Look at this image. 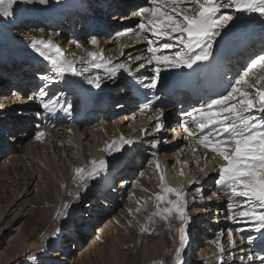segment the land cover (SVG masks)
<instances>
[{
    "label": "bare ground",
    "instance_id": "6f19581e",
    "mask_svg": "<svg viewBox=\"0 0 264 264\" xmlns=\"http://www.w3.org/2000/svg\"><path fill=\"white\" fill-rule=\"evenodd\" d=\"M91 2H94V6L90 7V0H47V3L19 0L14 6V17L0 18V59L9 58L0 62V71L6 76L4 79L0 75V84L9 83L16 90L11 94L8 86L0 87V112L11 110L9 117L13 123L6 122L4 129L14 134L22 126L32 127L20 137L13 134L6 137L10 146L19 141L14 144L16 151L30 146L25 156L31 162L32 169L22 192L16 197H20L23 191L28 196L35 193L32 199H26L25 208L34 224L29 229L23 226L9 248L0 252V264H177L176 249L180 248L178 229L182 227V221L170 218V222H165L152 216L157 210L155 193L162 191L159 187L161 174L170 186L180 188L184 193L186 235L190 229L197 228V233L205 240L204 245L196 240L190 254H184L186 247L182 249V264L189 263L194 251L190 264H220L216 258L219 249L214 243L218 240L224 247L225 264H262L264 235L252 230L250 224L232 219L234 213L228 209L229 197L215 183L218 168L224 161L206 156V150L183 131L184 123H188L190 128L195 127L191 117L185 113H191L204 103L190 98L185 107L186 100H177L182 94H188L179 91L177 83L178 77L189 69L162 68L155 89L141 87L150 83L154 65L146 64L144 68L135 66L134 62L145 63L151 54L147 51L144 56L145 53L141 52L147 50L149 45L142 48L147 42L129 33L137 28L140 21V17L134 13L140 7L149 6V0ZM159 2L163 4L165 0ZM101 5L106 7L105 12ZM127 8H131V16L123 18L122 13ZM196 10L195 6L189 8L190 12ZM114 11L116 13L112 15L111 23L131 24L111 31L110 23L96 20L100 12L108 16L109 12ZM68 14L70 24L61 22L63 16ZM80 15L84 17L81 26L77 18ZM237 15L238 18L222 31L213 46L212 56L221 61L232 54L231 60L227 61V66L231 67L227 70V78H235L252 58L264 54V39L258 37V34L264 36V17L247 12ZM110 33L111 36L106 39L104 35ZM92 36L97 37V45L84 41L89 38V42ZM17 38L22 39L19 48H25L26 52H16L18 57L13 58L11 55L16 53H12L11 48L16 50L14 40ZM80 38L83 42L78 41ZM37 40H51L59 45L79 74H59L51 62L33 47V42ZM236 41H240L238 46H234ZM164 42L171 40L163 38L153 46L159 47ZM113 44H116L118 51L116 48L108 51L110 48L106 46ZM179 47L158 54L173 55ZM96 51L103 55V59L97 61L101 65L98 68L87 55ZM124 51L130 53L126 56ZM135 53L137 55L133 56ZM119 64L125 67L109 78V70ZM259 71L255 70L250 83ZM97 74L102 77L99 88L87 83L90 77ZM33 75L37 76L35 80L31 78ZM41 76L49 79H41ZM115 85L126 88H117L121 93L113 97L120 95L127 98L130 109L135 111L133 115L117 114L124 108L120 104L114 106L113 112L104 111L109 103L107 87ZM19 88L29 94L22 95L23 91L20 92ZM37 89L39 94H36ZM41 89L47 94L44 99L59 101L54 111H45L41 106ZM144 96L155 98V104L149 109L142 108ZM28 97L35 99L29 100ZM68 103L72 104V109L62 111L60 106ZM14 110L19 112L17 116ZM161 112V122L165 126L157 132L156 116ZM255 115L259 116L260 113ZM126 122H129L128 125H125ZM38 131L43 132L44 136L34 139ZM4 134L2 136H6ZM159 141L163 142L158 144ZM113 142L119 150H106V146ZM200 153L202 159L198 165ZM10 158L0 162L1 165L8 167L21 161L20 154ZM148 158V164L143 166ZM92 160L106 161L107 168L81 183L75 176V168H87ZM140 167H145L144 172L136 177L132 171ZM116 174L120 177L117 184ZM213 193L216 195L213 196ZM168 198L175 199L171 195ZM233 202L238 203L239 200ZM137 208H140L139 212ZM82 211L85 216L81 215ZM116 211L118 214H114ZM198 222H201L200 225ZM190 224L193 226L190 227ZM6 228V225L0 226V240L5 239L6 232L1 233ZM142 228L147 231H142ZM229 229L234 233L236 247L228 242ZM240 229L243 231H238ZM249 234L254 237L251 244L247 241ZM241 237L244 238L243 243H240ZM59 244L63 245L60 247L62 249L58 248ZM248 254L255 259L249 261Z\"/></svg>",
    "mask_w": 264,
    "mask_h": 264
},
{
    "label": "snow or ice",
    "instance_id": "6c2138e0",
    "mask_svg": "<svg viewBox=\"0 0 264 264\" xmlns=\"http://www.w3.org/2000/svg\"><path fill=\"white\" fill-rule=\"evenodd\" d=\"M18 2L19 0H0V18L14 17V6ZM40 3H47V0H40ZM191 6H195L197 10L190 12ZM245 12L257 13L260 17H264V0H165L163 4L159 0H149V6L140 7L134 13L140 17V21L137 28L129 33L142 38L149 45L147 51L151 54V58L145 63H140L139 67L144 68L146 64L154 65L150 83L141 87L155 89L162 68L192 69L194 65L208 61L213 54L217 37L221 36L222 31L238 18L237 14ZM163 38H170L171 42L161 43L159 47L153 46ZM89 42L97 45V37L92 36ZM178 45L180 47L173 55L158 54L163 50L171 51ZM33 47L51 62L59 74H79L75 65L67 60L62 48L51 40L34 41ZM87 55L95 67L101 66L97 61L103 59L102 53L96 51ZM124 67L125 65L119 64L111 68L108 72L109 78H113L116 71ZM256 69L260 71L250 83ZM41 79L49 78L41 76ZM87 83L99 88L102 77L97 74L90 77ZM46 95L41 89V106L45 111L52 112L59 101L44 99ZM28 99L33 100L35 97ZM152 104L153 100L148 99L142 108L149 109ZM60 108L64 112H69L72 104L61 105ZM257 112L260 113L259 116L255 115ZM185 115L191 117V123L195 126L190 128L188 123L182 124L187 136L194 138L196 143L206 150V156L211 155L214 159L224 161L218 168L215 183L229 197L228 209L234 213L232 219L246 222L251 225L252 230L264 235V54L252 58L224 93L209 97L198 108ZM162 117L161 112L156 118L157 132L164 127L161 122ZM43 136V132L36 133L37 139ZM122 142L131 143V141ZM106 150H119V148L113 142L106 146ZM106 168V161L92 160L87 168H75V176L83 183L99 175ZM157 168H159L158 163ZM159 180L162 191L155 193L157 210L152 216L159 217L165 222H170V218H178L183 222L184 193L180 188L167 184L163 174L159 176ZM170 195L175 199H169ZM215 195L213 193V196ZM236 200L239 202L234 203L233 201ZM136 211L139 212L140 208ZM141 230L147 231L145 228ZM178 231L180 248L176 249V261L177 264H182L180 255L185 247L187 235L183 226ZM233 235L234 233L229 229L228 242L232 247H236ZM247 241L249 244L253 243L254 237L249 234ZM243 242L244 238L241 237L240 243ZM214 243H217L219 249L217 260L220 264H225L223 244L219 240ZM243 259L242 256L241 260ZM247 259L252 261L255 257L248 254ZM261 259L264 264V258Z\"/></svg>",
    "mask_w": 264,
    "mask_h": 264
},
{
    "label": "rangeland",
    "instance_id": "374dc122",
    "mask_svg": "<svg viewBox=\"0 0 264 264\" xmlns=\"http://www.w3.org/2000/svg\"><path fill=\"white\" fill-rule=\"evenodd\" d=\"M91 1H93V0H90V3H91L90 7L94 6V2H91ZM131 1H135V0H131ZM101 7H102V5H101ZM130 10H131V8H127L122 13V15L124 16L123 18H126V16L127 17L131 16ZM91 12H92V10H91ZM114 13H116V11L109 12L108 16L106 14H105L106 15L105 16L104 14L102 15V13L100 12V14H97L96 17H98V18H96V20H98V21H100V20L103 21L104 20V22L106 20L108 23H110L112 25V27H111L112 30L111 31H115L119 27H125L126 25H130L131 24L130 22H120L119 25L118 24L114 25L113 23H111L112 15ZM73 18H75V17H73ZM77 18L80 19V21L78 22V25L81 26V24H82L81 20H84V17L82 15H80V16H77ZM70 20H71L70 19V15L68 14L66 16H63V18L61 19V22L70 24V23H68V21H70ZM58 26H59V24H58ZM60 27H63V26L60 25ZM71 28H74V26H72ZM88 33L93 34L94 32L93 31H88ZM104 36H106V39H108L109 36H111V33L110 34H106ZM135 38H137V37L135 36ZM21 40H22L21 38H17V39L14 40V42H15L14 43V48H16V47L19 48V46H20L19 43H20ZM81 40H82V38L78 39V41L83 42ZM88 40H89V38H88ZM88 40H84V41H86V43L89 44L90 42H88ZM115 45L113 44V45L106 46V47H109L110 49L108 51H110L111 48L115 49L117 47ZM146 47H148V44H144V46L142 48H146ZM134 49L137 50L136 48H134ZM11 50H13V48H11ZM21 50H23V52L20 53V54H23L24 52H26L25 48H22ZM135 50H133V51H135ZM116 51H118V49ZM129 53H130L129 51H128V53H126V51H124V55H126V56ZM141 53H145L144 56H146L147 55L146 54L147 50L143 49ZM137 54H139V53L137 52ZM137 54L135 53L133 56H135ZM140 60H143V59H140ZM134 63H135V66L140 64L138 62H134ZM2 72L0 71V75L2 77H4V79H5V74H3ZM29 74H31V72H29ZM31 78L35 80L37 78V76L33 75V76H31ZM5 84H7V85H5ZM1 86H8L11 89V94H13V92L16 91L14 89L13 85H11L9 83H6V82L4 84L2 82V84H0V87ZM115 87H116V85L107 87V90L109 92L108 93L109 94L108 95L109 96V103L107 105H105L104 111L109 113V112H111L114 109L115 105L120 104L122 106L124 105V108L120 112H117V114L120 113L122 116H124V115H127V116L133 115V113H135V111L130 109L131 104L127 100V98H125L123 96H120V95L113 97V95H116V93H121V90L117 91V88H122L123 90H126V88L124 86H121V85L119 87H116V89H115ZM19 91L22 92L23 90L19 89ZM38 92H40L39 89H37L36 94H39ZM28 94H29V92L27 93V92H25V90L22 92V95H28ZM128 96L129 95H126V97H128ZM14 112H16V115L14 114L15 116H17V114H19V112H17L16 110H14ZM177 113L178 112H176V114ZM10 114H12L11 110H6V111H3V112H0V115H2L0 117V162L4 161L6 158H8V160H10L11 159L10 157L12 155H16V154H20L21 155V161H18L17 163H14V164H12L11 166H8V167H6L5 165H1V163H0V226H3V225L7 226L6 230L1 233V235H2L3 233L6 232L5 239L0 240V252L1 251L3 252L4 250L6 251L9 248L14 236L17 233H19V231L23 228V226H25L27 229H29L34 224L33 218H29V216L27 215V213L25 211V208L27 206L26 199L27 198L32 199V197H34L35 193H33V194L28 196V194L24 195V191H23V193L20 195V197H16L19 193L22 192L23 186L25 185V182H26L25 180H26L28 174L31 172V169H32L31 162L25 156V152L27 153V151H29L30 146H26L22 150L21 149L20 150L17 149V151L14 150V144H18L19 141L18 142H14V144L12 143V146H10V144L7 141L6 137L8 135L11 136V134H13V131L9 133V132H7V130L4 129L5 128V124H7L6 122H9L10 124H13L11 119H10V117H9ZM159 116L160 115L157 114L156 117H159ZM127 120L128 119H126L125 121H127ZM31 122L32 121L28 122L27 125H29ZM2 123L4 125H1ZM128 123L129 122H126L125 125H128ZM163 125L165 126V123H163ZM22 127H23L22 129L14 131L15 133L12 136L20 137V136H22V133L25 130H28V129L32 128L30 126H27V127L22 126ZM34 129H36V128H34ZM3 132H5L6 136H2ZM34 139H36V137ZM163 141H159L160 143H158V144H161ZM197 150H198V148H197ZM201 159H202V157H201V153H200L199 159H198V165L200 164ZM149 160H150L149 158L146 159V163L143 166L147 165ZM189 161L192 163V159L191 158L189 159ZM193 166H195V162L192 165V168H193ZM144 169H145V167H140L137 170H134L132 172L135 173L136 177H140L142 175V172H144ZM119 179H120V177L118 176V174H116V176H115L116 184H117V181ZM215 179H217V177ZM84 214H85V212L82 211L81 215L83 216ZM114 214H118L117 211L114 212ZM226 218L228 219L229 217H226ZM70 249H72V248H70ZM194 254H195V251H194L193 254H191L189 263H187V264H190V262H192L191 261V257ZM0 262H1V260H0Z\"/></svg>",
    "mask_w": 264,
    "mask_h": 264
}]
</instances>
